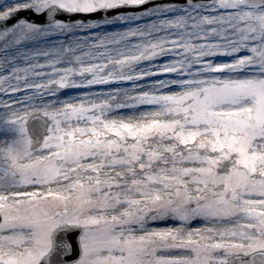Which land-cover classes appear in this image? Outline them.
Masks as SVG:
<instances>
[{
  "label": "snow or ice",
  "instance_id": "snow-or-ice-1",
  "mask_svg": "<svg viewBox=\"0 0 264 264\" xmlns=\"http://www.w3.org/2000/svg\"><path fill=\"white\" fill-rule=\"evenodd\" d=\"M0 264H264V0H2Z\"/></svg>",
  "mask_w": 264,
  "mask_h": 264
},
{
  "label": "rangeland",
  "instance_id": "rangeland-1",
  "mask_svg": "<svg viewBox=\"0 0 264 264\" xmlns=\"http://www.w3.org/2000/svg\"><path fill=\"white\" fill-rule=\"evenodd\" d=\"M0 2H2V0H0ZM27 15H30V13H28ZM157 226H161V227H162V226H164V225H157Z\"/></svg>",
  "mask_w": 264,
  "mask_h": 264
}]
</instances>
